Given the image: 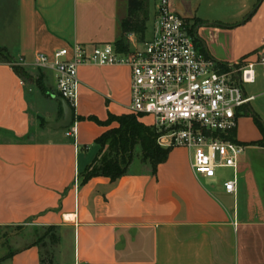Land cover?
Listing matches in <instances>:
<instances>
[{
  "label": "crops",
  "instance_id": "crops-1",
  "mask_svg": "<svg viewBox=\"0 0 264 264\" xmlns=\"http://www.w3.org/2000/svg\"><path fill=\"white\" fill-rule=\"evenodd\" d=\"M168 4L216 63H256L264 54V0ZM130 16L128 0H0V48L34 78L37 55L119 41L126 51L140 48L153 36L155 7L149 17ZM125 22H143L144 33L123 32ZM40 70L49 97L0 62V230L21 231L0 235L9 242L0 243V264H40L28 228L56 230L53 264H264V147L257 145L264 140L251 116L264 124L260 66L244 87L255 98L233 132L243 147L233 194L223 182L195 178L190 153L178 147L154 173L140 161L114 181H84L100 151L95 141L118 127L109 116L132 115L130 69L78 68L74 136L47 127L62 113L52 72ZM133 116L150 128V118Z\"/></svg>",
  "mask_w": 264,
  "mask_h": 264
},
{
  "label": "built area",
  "instance_id": "built-area-1",
  "mask_svg": "<svg viewBox=\"0 0 264 264\" xmlns=\"http://www.w3.org/2000/svg\"><path fill=\"white\" fill-rule=\"evenodd\" d=\"M153 1L155 29L140 48L120 53L112 45L87 49L76 44L70 53L59 49L51 58L37 55L35 67L52 72L56 94L75 110L79 67L127 66L128 111L152 120L159 147L185 148L197 179L212 180L221 169L236 172L243 147L233 132L255 98L244 87L255 82L256 65L264 77V54L256 63L220 65L203 51L186 21L170 11L168 0ZM67 135L74 136L75 129ZM223 189L235 193V180L225 181Z\"/></svg>",
  "mask_w": 264,
  "mask_h": 264
},
{
  "label": "trees",
  "instance_id": "trees-1",
  "mask_svg": "<svg viewBox=\"0 0 264 264\" xmlns=\"http://www.w3.org/2000/svg\"><path fill=\"white\" fill-rule=\"evenodd\" d=\"M129 1V14L136 15L143 11V0H128ZM262 0H259L261 2ZM123 32H133L142 35L144 33V24L125 22L121 25ZM115 50L120 53L126 52V47L122 41L115 44ZM0 62L10 64L15 74L23 79L31 78L26 72L18 66H13V61L7 51L0 48ZM42 94L49 97L44 89L39 86ZM60 105V104H59ZM73 116H74V110ZM259 132L264 140V124L255 116L251 115ZM116 122L118 127L110 129L103 133L96 141L95 144L99 147L100 151L93 164L84 171L83 180L86 181L91 177L101 176L114 181L121 176L125 175L129 166L132 164L136 151L139 152L141 160L147 162L152 172L154 173L156 167L165 162L169 154V149L160 148L156 139L158 134L152 128H148L137 121L133 115H123L120 117L109 116L107 124ZM257 145L264 147V142L257 143ZM97 162V163H96ZM55 244L57 237H53ZM40 264H44L41 258ZM48 264H53V257L51 255Z\"/></svg>",
  "mask_w": 264,
  "mask_h": 264
},
{
  "label": "rangeland",
  "instance_id": "rangeland-1",
  "mask_svg": "<svg viewBox=\"0 0 264 264\" xmlns=\"http://www.w3.org/2000/svg\"><path fill=\"white\" fill-rule=\"evenodd\" d=\"M143 4V11H145V13H147V16H151L152 14V10H153V6H154V1L153 0H143L142 1ZM143 13H140L138 15V20L142 19ZM128 21H131L132 18L131 16L127 19ZM134 20V19H133ZM41 70L36 68V73L34 78L30 77V79H26L27 82H31L34 83L36 85V87L38 88L39 86L43 87V78H42V74L40 72ZM257 86H260L261 88H264V80L263 79H259L258 78V84ZM44 88V87H43ZM248 91H250V88L247 89ZM144 122L146 123H150V119L145 117L143 118ZM161 148V147H160ZM164 149V148H163ZM141 160V156L139 155V152L136 151L135 155H134V159H133V164L136 165L138 164ZM97 163V162H96ZM97 164H93V166H95ZM233 171L232 169H221L218 170L216 172V176L214 179H212L213 181L216 180L219 182H225L228 180H232L233 177ZM20 228H15L12 230H7V231H3L0 230V235H15L18 233H21V231L19 230ZM21 229H27L26 228H21ZM29 230H33L31 236H30V242H33L35 244H37V246L40 248L41 250V258L43 260L44 264H48L50 257L52 255V257L54 256V252H55V248L57 246V243L55 244V240L53 237H57V232L54 228H28ZM3 237H0V243L1 246H7L9 244V242L7 241V239H2ZM12 249L14 248L13 244H11Z\"/></svg>",
  "mask_w": 264,
  "mask_h": 264
},
{
  "label": "water",
  "instance_id": "water-1",
  "mask_svg": "<svg viewBox=\"0 0 264 264\" xmlns=\"http://www.w3.org/2000/svg\"><path fill=\"white\" fill-rule=\"evenodd\" d=\"M55 100L60 104L61 106V119L59 122L55 124H48L47 127L52 130H66L69 129L73 122V111L68 106L67 102L60 98L56 97Z\"/></svg>",
  "mask_w": 264,
  "mask_h": 264
}]
</instances>
